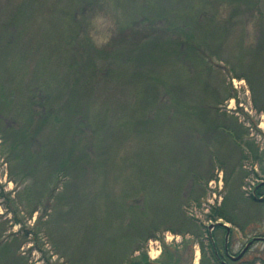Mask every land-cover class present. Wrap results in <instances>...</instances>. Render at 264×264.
Instances as JSON below:
<instances>
[{
    "label": "trees",
    "instance_id": "16d2710c",
    "mask_svg": "<svg viewBox=\"0 0 264 264\" xmlns=\"http://www.w3.org/2000/svg\"><path fill=\"white\" fill-rule=\"evenodd\" d=\"M262 1L264 4V0H214L212 4L210 0H196L194 7L198 12L180 14L182 18L181 25L185 28L187 27L188 30L184 31L174 24L171 25L173 30H170V34L174 36L171 45H174V48H172L171 54H164V56L172 58L176 51L175 47L180 46L184 49V55L189 57L188 60H191L190 63L192 66H198L192 68L195 69V72L187 76L189 79L187 81L184 79L186 75L184 69L180 71L184 75L182 79L185 82L184 86L178 83L177 79L173 83L168 84L159 78H155V82L152 85V90L155 91V94L152 97L148 96L149 98H145L144 107L141 110V112L143 111L142 113H148L149 115L148 117L143 116L145 119H150L154 116V119L162 118L166 121L169 118V120L165 124L163 122H157L156 120L149 121L150 125L147 121L143 122L142 126L152 127L153 124V130H161L160 135L155 136V139H159V141L150 149L148 146H145L144 137L140 140L143 143L134 152L130 153L132 156L129 155L130 160H128V164L125 162L127 155L125 157L123 156L125 158L124 160L122 159L123 157L121 158L124 163L123 165H126L127 168L128 165H137L140 169H145L142 170L144 175L141 173L138 175L145 182L135 191H131L130 188L121 189V194L117 196L116 206L120 207L121 204L123 206V213H127V215L132 213V216L129 218L130 222H122L123 228L118 231L114 228V222L111 224L108 223L109 225L105 224L107 223V218L110 216L104 212V208L101 213L105 216H100L99 212L96 213L95 211L93 213L89 212V214L87 212V209L93 208L92 205H88L90 201L99 199L102 202L101 197H105L103 193L105 192L104 187L88 193V190H81L83 188L73 184V179H75V182L78 179L77 181H83L85 183L91 181V184L95 185L99 181V174L102 173H105L104 176L106 177L103 176V180L106 182L111 180L114 183L118 180L129 181L130 179V176L122 178L120 171L111 172L110 178L107 177L105 168L102 169L103 172L99 171L100 165L104 163L105 166L106 163L104 162V153L96 150L98 147V135L85 136L87 133L83 127H78L72 121L76 113L74 106L77 100V92L79 95L85 97H87L85 93L90 96L89 90L93 84L97 85L101 81L105 82V79H99L98 77L103 74L102 70L109 75L108 68L102 66L98 70L99 66L96 65V61L104 59V62L110 66V60L106 59L110 58L111 54L107 55L103 53L101 55L102 50L94 44L88 35H80L81 38L76 42L79 35L74 26H71L72 28L70 29L72 31L62 40L61 24H57V22L47 23L46 21L37 24L34 21L35 15L31 8L26 6L29 3L26 5L23 4L22 12H18L19 17L17 19H20L23 23L21 26L14 22L16 19L15 16L11 18L6 16L7 19L3 23L5 29L0 33V119H8L6 129L10 132L8 136L9 153H14L21 147L26 152L25 157L22 158L20 156L17 160L24 161V164L22 161L21 163L25 168L27 166L31 167L30 173L25 176L27 179H32L33 181L31 180L30 185L24 188V197L30 206L28 215L37 210L38 205H42L44 210H42L40 219L47 216L44 224L47 227L49 224H52L55 228L63 230L62 233L59 232L57 234L51 231V229V232L45 229L53 245L54 236H66L64 230L71 223L75 225L77 224V220L82 217L87 218L89 217L88 215L96 214L100 216V221L93 220L99 227L84 228V223L81 222L84 234L81 238L78 236L75 239L77 241L76 248H80L84 241L94 243L101 239L108 248L106 251L102 250L97 253L99 256L97 258L98 264H192V242L190 240L185 241L183 250L180 253H176L174 249L164 244L160 261L150 262L148 260L147 254L144 251L146 243L150 239L155 240L159 238L164 231H170L174 234L179 233L180 235L188 233L189 235L193 234L195 237H199L198 245L202 256L201 264H220L213 256L214 242L207 230L208 226L202 225L199 220L186 213L187 208L192 204L200 206L201 198L206 192V184H203L200 179L203 175L198 172L200 169H196L197 157L195 152L197 151L196 148L200 149L204 161L206 160L212 164L213 154L206 148L208 146L210 148L211 144L216 142L215 144L218 145V148L215 146L217 150L214 155L219 160L224 155L219 145L223 147L225 143L227 144L225 149L230 150L228 153H236L235 156L237 157V153H239V157L237 158L239 162L244 159L242 154L244 151L243 146H246L252 155L254 153L255 158L261 156L258 148L253 145L250 139H243L244 134L237 121L224 113L222 107H220L221 103L225 99L232 98L233 94L231 93L232 90L228 87L225 90L224 87L219 89V86L212 85V81L217 79L215 77V66L217 63L212 60L213 58L220 60L222 57H226L225 60H220L224 63L223 68L226 70V73H233L243 77L244 74L246 75L244 72L245 61H247L248 66H251V74L258 73L257 67L264 61V30H260L256 42L252 43L253 37L249 33H246V29L250 21L264 23L262 19L264 15L260 10ZM209 4L213 5L211 10L198 9V6L205 7L209 6ZM221 4L227 5L226 8L229 9L226 17L225 14L220 16ZM244 8L245 11L243 10ZM140 13V17H145L144 12H139L138 14ZM38 15L40 18L44 17L42 11H39ZM200 15L204 17H200ZM67 16L69 17L70 14ZM235 19H239V24L242 26V29L239 31V42L233 49L229 48L228 51L224 46V41L227 37L228 30L232 31L231 27L236 24ZM33 24L37 26L36 30H31L30 25ZM164 33H166L165 29H156L154 27L152 30H146L140 38L149 39L148 41L156 44L167 43L165 41L167 35ZM42 34L45 36V40L47 38L49 42V46L47 47L53 46L50 42V39H52L50 37L51 34L56 38L54 43V49H57L56 54L54 55L52 51H49L43 57V60L41 59V62H43L41 66L42 70L49 68L51 72L48 71L47 74H43V77H45L43 81L30 79L28 82L29 85L21 83L22 88H25V90H19L17 86L13 87L16 85V82H12L18 76V73L16 74L17 76L12 73L9 78L10 81L6 80L7 68L5 60L11 54L12 50L18 48L14 44L18 40L25 44V47L20 49L22 51L18 52L20 56L33 54V48H37V44H39V47L43 46L42 48H44L45 44L40 45L41 42L39 41L43 40L42 37L36 38L37 35L42 36ZM158 49L159 46L157 51L151 54L158 53L159 55ZM159 50L161 51V49ZM70 51L73 52L76 62H71ZM77 53L78 55H76ZM127 54L129 55V53ZM128 55L129 66L133 67L137 65V57L134 54ZM235 56L243 59L241 61L242 63L240 62L239 64L238 61H234V64L231 62L227 63V58L234 59ZM243 56L250 57L252 60L244 59ZM261 56H263V59L259 62ZM144 57L150 59L148 55L142 56V58ZM158 57L160 55L155 57V61ZM151 59H153V56ZM212 64H214V69ZM64 72L76 75L73 86L72 83L69 84L68 82L70 76ZM171 73L173 75V72ZM56 74L62 76L61 89L68 92L72 88L70 90L71 92H69V95L72 93L70 96L71 99H69L67 104L62 106V109L69 112V119H71L69 120V124L67 123L68 120L62 118L55 107L50 106L47 109L46 106L52 102L53 97H58L63 93L56 96L51 94L54 89L51 80ZM132 74L134 76L135 73ZM219 76L221 77V75ZM254 85L257 87L256 84ZM160 86L164 87V93L160 92ZM12 88H16V90ZM38 92L46 94V97L43 98L44 105L40 106L42 107L40 111H37L34 107L36 104H33ZM137 93H142V89ZM160 97L162 100L164 99L163 104L165 106L163 109L172 110L173 113H169L170 115L167 116L165 110L159 109V107H153L151 110L147 106L146 103H150V98L158 99ZM23 100L26 101L24 104L22 103ZM150 104L152 105V103ZM37 105L39 104L37 103ZM34 117L37 118L36 120L40 117L36 124ZM175 120H177V128H183L182 131H178L177 133L173 132L172 138L171 136H164L163 128L166 125L169 127L170 123L173 124ZM46 126L49 129L53 128V134L43 135L40 128ZM3 134L7 135L4 130ZM167 134H169V131H167ZM178 136L181 138H178ZM185 136L186 139L184 140V144H182V139ZM81 137L84 139H81ZM137 137L141 138L140 134ZM167 138L169 139L166 140ZM225 138H229L227 140L228 142H225ZM29 143L37 151L34 156L28 153V150L31 149V147L28 149ZM87 147L91 150L87 151ZM236 147L239 152H236ZM203 173L206 175L207 181L213 179L212 174H208L206 171H203ZM64 174L70 176V182H64L66 183L65 188L62 192H59L57 191L58 185L56 187L55 182L61 183V181H64L62 180ZM255 176L258 177V174H255ZM261 177L264 178V171L262 170ZM162 183H165L164 187L158 190ZM70 184L72 185L69 186ZM169 188H171L170 191H164ZM233 190L234 186L231 187L229 196L224 198L225 200H223L221 206L209 208V213L205 215L207 220L216 221L223 219L226 222H231L227 218L226 212L227 208L231 207L229 198ZM252 190L253 193L249 195V199L257 201L256 196H264V183L258 182L254 184ZM110 191L108 192L110 193ZM138 192L139 194L137 195L136 193ZM238 194L239 192H235L234 194V196L236 195V201L239 200L237 198L239 197ZM126 198L133 200V207L127 204ZM85 204L87 207H85ZM49 209L52 211L51 214ZM80 211H86V213L81 214ZM134 219H136V222L143 229L134 230ZM143 219H147V222ZM15 222L20 223V220L15 218ZM73 229L72 227L70 230ZM79 231L77 230L75 232ZM38 233H40V228H38V224H35L34 228L26 230L25 237L29 236L36 242L38 240ZM219 244L222 245L223 241ZM13 247L9 242L0 243V264H26L21 257H14Z\"/></svg>",
    "mask_w": 264,
    "mask_h": 264
},
{
    "label": "rangeland",
    "instance_id": "374dc122",
    "mask_svg": "<svg viewBox=\"0 0 264 264\" xmlns=\"http://www.w3.org/2000/svg\"><path fill=\"white\" fill-rule=\"evenodd\" d=\"M210 1L213 4L214 0ZM27 3H29L30 6L26 5ZM195 3L196 0H0V33L5 29L3 23L7 19L6 16L10 18L15 16L16 19L14 22L19 26L23 24L22 21L17 18L19 17L18 12H22L21 9L24 4L31 8L35 15L34 21H36L37 24H41V22L45 21L47 23L57 22V24H61V30L63 31H61L62 40L72 31L70 29L72 28L71 26H74L79 35L76 42L81 38L80 35H88L91 37L90 39L93 40L94 44L102 50L101 55H103V53L107 55L111 54V57L106 59L110 60V66L104 62V59L96 61V65L99 66L98 70H100L102 66L108 68L109 75L102 70L103 74L100 73L101 76L98 77L99 79H105V82L101 81V83L97 85L93 84L92 88L89 90L90 96L85 93L87 96L85 97L79 95L77 92V100L74 106V109L76 108V113L72 121L77 124L78 127H83L84 131L87 133L85 136L98 135V147L96 150L104 153V162L106 163L105 166L104 163L100 165V169L98 168L99 171L103 172L102 169L105 168L108 178H110L111 172L120 171L122 178L130 176V179L129 181L118 180L115 181L114 184L111 180L109 182L104 181L103 176L105 173H102L99 174V181H97L95 185L91 184V181L85 183L83 181H77L78 179H76V182L75 179H73V184L83 188L81 190H88V193H92L95 190L97 191L98 188L104 187L105 192L103 193L105 197H101L102 202L99 199H95L92 202L90 201L88 205H92L93 208L87 209V212L89 214V212L93 213L95 211L96 213L99 212L100 216H105L101 213L104 208V212L110 216L107 218V223L105 224L109 225L114 222V228L117 231L123 228L122 222L129 223V218L132 216V213L128 215L127 213H123V206L121 204L120 207L116 206L117 196L121 194V189L130 188L131 191H135L145 182L142 177L138 176L140 173L144 175L142 170L145 169H140L137 165H128L127 168L126 165H123L122 159L124 160L125 155H127L125 162L128 164V160H130L129 155L132 156L130 153L134 152L135 149L143 143L140 140L144 137L145 146H148L150 149L159 141V139H155V136H159L161 130H153V124L152 127L142 126L143 122L147 121L150 125L149 121L156 120L157 122H163L165 124L168 123L169 120V118H167L166 121L162 118L154 119V116L153 118L145 119L143 116H149L148 113L144 114L142 113L143 111L141 112L144 107L145 98L148 96L152 97L153 94H155V91L152 90L155 78H159L163 80L164 83L168 84L173 83L174 80L177 79V82L184 86L185 82L182 81L184 75L183 72L181 74L180 71L184 69L186 73L184 79L187 81L189 80L187 76L195 72V69L192 68L198 66H192L190 63L191 60H188L189 57L184 55V49L180 46L175 47L176 51L172 58L164 56V54H171L172 48H174V45H171L172 39L174 38V36L170 34V30H173L171 25L174 24L184 31L188 30L187 27L185 28L181 25L182 18L180 14L198 12L195 10ZM209 6H198V9L211 10L213 5L209 4ZM220 7V16L225 14L226 17L229 10L226 8L227 5L221 4ZM243 10L245 11V8ZM260 10L264 15L263 1ZM39 11H42L44 17L40 18L38 15ZM139 12H144L145 17H140L141 13L138 14ZM68 14H70L69 17L67 16ZM246 15H248V13H246ZM200 17L204 16L200 15ZM72 19L74 20L72 21ZM262 19L264 20V18ZM235 22L236 24L231 27L232 31L228 30L227 37L224 41V46L228 51L229 48L233 49L240 38L239 31L242 29V26L239 24V19H235ZM30 27L31 30L37 29V26L34 24L30 25ZM154 27L156 29H165L166 33L164 34L167 35V38H165L167 43L156 44L148 41L149 39L140 38L141 35H144L146 30H152ZM246 30V33H249L251 37H253L252 43H254L257 40L256 38H258L260 30H264V23L250 21ZM40 37L44 40H39L41 42L40 45L45 44L44 48H42L43 46L39 47V44H37V48H33V54L20 56L18 52L22 51L20 49L25 47V44L18 40L14 42L18 48L12 50L11 54L8 55L5 60L8 77H6V80L10 81L9 78L12 73L15 75L18 73V76L16 75L17 77L13 79L12 82H16V85L13 87L17 86L19 90H25V88H22L23 86H21V83L29 85L28 82L30 79L43 81L45 79L43 74H47L48 71L51 72L49 68L42 70L41 66L43 62L41 61L49 51H52L54 55L56 54L57 49H54L56 38L51 34L50 37H52V39H50V42L53 46L47 47L49 46L47 38L45 40L43 34L42 36L37 35L36 38ZM158 46L159 49H161V51L158 49L160 57L155 61V57L159 55L158 53L153 55L151 53H155ZM127 53H129V55L134 54V56L137 57V65L133 67L129 66ZM69 54L71 56V62H76L73 52L70 51ZM76 55H78V53ZM145 55L150 56V59H146L145 57L142 58V56ZM152 56L153 59H151ZM225 58L226 57H222L224 60ZM245 58L250 61L252 60L250 57H244V59ZM227 59V63L231 62L232 64H234V61H238L240 64L243 60L239 59L237 56H235L234 59ZM259 59L260 62L263 56ZM220 60L216 58L212 60L217 63L215 66V77H217V79L212 81V85L216 87L219 86V89L224 87L225 90L226 87H228L232 90L231 93L233 94L231 100L225 99L220 107H222L224 113L237 121L242 128L244 134L243 139H250L253 145L258 148L261 156L255 158L254 153L252 155V153L247 150V147L243 146L244 151L242 154L244 159L239 162V159H237L239 153H237L238 157L235 156L236 153H228L230 150L225 149L227 146L225 143V147L219 145L220 150L223 151L224 154L222 156L223 158L219 160L214 155L218 145L215 144L216 142H213L210 148L209 146L206 148L213 154L212 164H210L208 161H204L203 154L200 152L201 150L196 148L197 151L195 154L197 158L195 165L196 169H200L198 172L203 175L200 179L203 184H206V192L201 198L200 206L192 204L187 208L186 213L199 220L202 225L208 226V232L213 231L212 229L215 227L214 224L216 221L207 220L205 215L209 213L211 205L221 206L223 200H225L224 198L229 196L231 187L234 186V190L231 192L229 198L231 207L227 208L226 216L231 220L232 224L227 222V225L231 226L232 233L234 234L232 251L238 252L250 237L264 236V201L262 204L261 202L249 199L254 184L258 183L260 178H262L261 170L264 171V61L257 67L258 73L255 74L250 73L251 66H248L247 61H245L246 64H243H245L244 72L246 75L244 74L242 77L237 76V74L226 73V70L223 68L224 63ZM49 62L51 63V61ZM212 66L214 69V64H212ZM171 72H173V75ZM64 73L70 76L68 82L69 84L72 83L73 86L74 77L76 75L67 72ZM132 73H135L134 76ZM136 75L137 77H135ZM219 75H221V77ZM48 77H50V75H48ZM61 79L62 76L59 74H56V76L52 78L51 83L54 85V89L51 94L56 96L63 93L58 97H53L52 102L46 106L47 109L50 106L55 107L62 118L68 120L67 123L69 124V120H71L69 119V112L62 109V106L67 104L69 99H71L70 96L72 93L69 95V92H71L70 90L72 88L70 90L67 89L69 90L68 92L61 89ZM56 84L59 86V89ZM254 84H256L257 87ZM163 88L164 87L160 86L161 93L163 92ZM12 89L16 90V88ZM140 89H142V93H137ZM17 94L19 95V93ZM45 97V93L38 92L33 103L34 105L36 104L34 107L37 111L42 110L40 106L44 105L43 98ZM163 101L164 99L162 100L161 97L158 99L150 98L149 102L152 103V105L154 102L155 104L153 106L150 103L146 104L151 110L153 107L163 109L165 106ZM24 102L26 101L23 100L22 103L24 104ZM37 103L39 105H37ZM165 111L167 116L170 115L169 113H173V111L169 109ZM160 114L164 115L163 113ZM36 119L37 118L34 117L35 124L40 117L38 120ZM7 123L8 119H0V243H11L14 246V257H21L26 264H98L97 258H99V256L97 253L102 250L106 251L108 247L99 239L94 243L84 241L80 248H76L77 241L75 237L79 236L81 238L84 234L81 222L84 223V228H98L99 226L94 223V220L100 221V216L96 214L88 215L89 217L87 218L82 217L77 220V224L75 225L71 223L70 226L64 230L66 236H54L53 245L46 230L49 232L53 231L57 234L59 232L62 233L63 230L55 228L52 224H49L48 227L44 224L47 216L40 219L44 207L38 205L37 210L28 215L30 206L25 200L24 188L29 186L32 180L27 179L25 176L30 173L31 167L27 166L25 168L22 165V163L24 164L25 162L21 160V163L20 160V162L17 160L20 156H22V158L25 157L26 152L21 147L14 152L15 155L13 152L9 153L8 136L10 132L6 129ZM176 123L177 120H175L173 124L170 123L169 127L166 125L167 127L165 126L163 128L164 136H171L172 138L173 132L177 133L178 131H182L183 128L178 129ZM40 129L44 136L53 134V128L49 129L46 126ZM3 130L7 135L3 134ZM167 131H169L170 135L167 134ZM139 134L141 138L137 137ZM178 138L181 137L178 136ZM81 139L84 138L81 137ZM168 139L169 138L166 140ZM185 139L186 136L182 139V144H184ZM227 140H229V138H225V142ZM215 146L217 148H215ZM30 147L31 149H29ZM28 149V153L32 156L37 152L30 143ZM88 150L90 151L91 149L87 147V151ZM235 150L239 152L237 151V147ZM203 171L212 174L213 178L217 176V178H219L218 181H207ZM255 174H258V177L255 176ZM62 180L64 181H61V183L55 182V186L57 187L58 185L57 191L59 192H62L65 188L66 183L64 182H70V176L64 174ZM262 181H264V178H262ZM71 185L72 184L69 186ZM164 185L165 183L160 184L158 190H161ZM170 190L171 188L164 191L168 192ZM108 191H110V193ZM213 192L215 193V198L211 195ZM235 192H239L238 196L240 198L237 197L239 199L238 201L235 199ZM136 194L138 195L139 192ZM262 198H264V196H262ZM126 201L127 204L132 207L134 206L131 198H126ZM85 207H87V205ZM107 210L110 212L108 213ZM49 211L51 214L52 211L50 209ZM80 213L84 214L86 211H80ZM15 218L19 219L20 223L15 222ZM143 220L147 222V219ZM133 221L135 223L134 230H139L141 228L139 223L136 222V219ZM217 222H224V220L220 219ZM35 224H38V228H40V233H38V240L36 242L29 236L25 237L26 230L34 228ZM236 226L242 228L245 235L242 233L240 237L239 230H237ZM72 227L74 229L70 230ZM77 230L80 231L75 232ZM197 232L199 233L198 230ZM198 239L199 237H195L193 234L189 235L187 233L180 235L179 233L174 234L170 231H164L159 238L148 240L144 251L150 262L160 261L164 244L170 246L176 253H180V251L183 250L185 241L190 240L192 242V264H201L202 256L198 245ZM149 254L152 258H150ZM251 254L257 255L260 258L256 261L257 263L255 262L254 264H264V240L254 242ZM252 255L247 256L246 253L247 258ZM153 257L155 258L153 259Z\"/></svg>",
    "mask_w": 264,
    "mask_h": 264
},
{
    "label": "flooded vegetation",
    "instance_id": "af4514ba",
    "mask_svg": "<svg viewBox=\"0 0 264 264\" xmlns=\"http://www.w3.org/2000/svg\"><path fill=\"white\" fill-rule=\"evenodd\" d=\"M264 201V198L262 199L261 203ZM263 204V203H262ZM231 223V222H230ZM232 224V223H231ZM235 226V225H234ZM237 227V230H239L240 237L241 234L244 232L242 228ZM213 235V242H214V248H213V256L215 259L219 261V263L225 262L226 264H254L258 259H260L257 255L251 254V249L255 241H258V238H261V240L264 239V236H253L246 240V242L242 245L241 249L238 252L232 251V242L234 238V234L232 233L231 226H220V227H214L212 231ZM243 235H245L243 233ZM239 237V236H238ZM223 241V244L220 245L219 243ZM248 243L250 245L248 246V255H252L247 258L246 253L240 257V259L234 260V256L237 255L244 246H246ZM251 248V249H250ZM246 257V258H243ZM257 263V262H256Z\"/></svg>",
    "mask_w": 264,
    "mask_h": 264
},
{
    "label": "water",
    "instance_id": "95a60500",
    "mask_svg": "<svg viewBox=\"0 0 264 264\" xmlns=\"http://www.w3.org/2000/svg\"><path fill=\"white\" fill-rule=\"evenodd\" d=\"M214 225H222V226H225V225H223V224H221V223H217V224H214ZM212 227H214V226H212ZM212 227H211V228H212ZM249 245H250V243H248V244L243 248V250L239 253V255L236 256V257H234L233 259H235V260L239 259V258L244 254V252L247 250V248H248ZM223 264H224V263H223Z\"/></svg>",
    "mask_w": 264,
    "mask_h": 264
}]
</instances>
